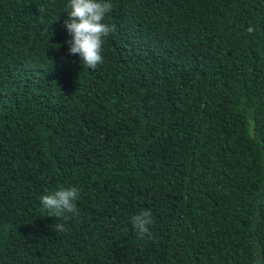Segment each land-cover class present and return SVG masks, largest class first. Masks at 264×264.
Listing matches in <instances>:
<instances>
[{
  "label": "trees",
  "instance_id": "trees-1",
  "mask_svg": "<svg viewBox=\"0 0 264 264\" xmlns=\"http://www.w3.org/2000/svg\"><path fill=\"white\" fill-rule=\"evenodd\" d=\"M67 2L0 0V264H264V0H110L95 69Z\"/></svg>",
  "mask_w": 264,
  "mask_h": 264
},
{
  "label": "clouds",
  "instance_id": "clouds-1",
  "mask_svg": "<svg viewBox=\"0 0 264 264\" xmlns=\"http://www.w3.org/2000/svg\"><path fill=\"white\" fill-rule=\"evenodd\" d=\"M112 10L110 0H68L65 6L67 19L64 28L70 36L65 43L69 46V54L78 55L82 63L95 69L104 62L102 45L104 38L115 32V26L104 23L106 15ZM57 21V20H56ZM253 31L251 27L247 29ZM79 198L76 187H60L39 198L45 216H54L57 219L67 218L69 214L78 215L75 201ZM132 226L137 230L140 239L146 236L152 238L149 225L153 223L152 213L142 211L131 218ZM55 230L64 231L63 224H56Z\"/></svg>",
  "mask_w": 264,
  "mask_h": 264
}]
</instances>
